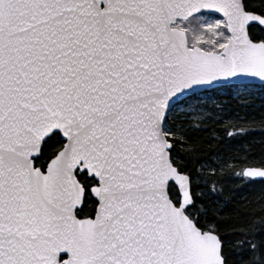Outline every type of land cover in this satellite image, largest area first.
<instances>
[{"label": "snow or ice", "instance_id": "6c2138e0", "mask_svg": "<svg viewBox=\"0 0 264 264\" xmlns=\"http://www.w3.org/2000/svg\"><path fill=\"white\" fill-rule=\"evenodd\" d=\"M257 86L264 0H0V264H264L221 215L264 147L214 99Z\"/></svg>", "mask_w": 264, "mask_h": 264}, {"label": "trees", "instance_id": "16d2710c", "mask_svg": "<svg viewBox=\"0 0 264 264\" xmlns=\"http://www.w3.org/2000/svg\"><path fill=\"white\" fill-rule=\"evenodd\" d=\"M228 110H230L229 115L238 114L246 118L247 131L241 142L250 144L259 152L264 147V100H236L230 103ZM191 135L194 141L200 143L202 152L216 147L214 142L203 140V137L207 135L205 132L193 130ZM222 196L225 203L221 215L226 217L224 220L226 225L250 222L264 216V181L262 180L241 183L232 177H225ZM229 260L231 264H240V257L236 253H232Z\"/></svg>", "mask_w": 264, "mask_h": 264}, {"label": "rangeland", "instance_id": "374dc122", "mask_svg": "<svg viewBox=\"0 0 264 264\" xmlns=\"http://www.w3.org/2000/svg\"><path fill=\"white\" fill-rule=\"evenodd\" d=\"M214 99L217 105L222 106V108L224 109H229L230 103L236 100H264V90L261 87L257 86L253 88L251 95H234L228 89H220L218 90V93L214 95Z\"/></svg>", "mask_w": 264, "mask_h": 264}, {"label": "water", "instance_id": "95a60500", "mask_svg": "<svg viewBox=\"0 0 264 264\" xmlns=\"http://www.w3.org/2000/svg\"><path fill=\"white\" fill-rule=\"evenodd\" d=\"M256 180H260L259 178H257Z\"/></svg>", "mask_w": 264, "mask_h": 264}, {"label": "bare ground", "instance_id": "6f19581e", "mask_svg": "<svg viewBox=\"0 0 264 264\" xmlns=\"http://www.w3.org/2000/svg\"><path fill=\"white\" fill-rule=\"evenodd\" d=\"M257 181V180H256Z\"/></svg>", "mask_w": 264, "mask_h": 264}]
</instances>
